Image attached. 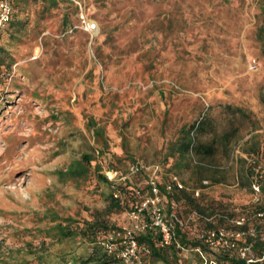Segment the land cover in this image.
I'll use <instances>...</instances> for the list:
<instances>
[{"label": "rangeland", "instance_id": "374dc122", "mask_svg": "<svg viewBox=\"0 0 264 264\" xmlns=\"http://www.w3.org/2000/svg\"><path fill=\"white\" fill-rule=\"evenodd\" d=\"M72 1L79 15L70 9L66 26L64 8L56 17L40 21L38 29L28 30L20 45L13 46L7 35L1 39L15 61L0 73V250L18 248L30 239L19 234L20 229L34 225L49 207L85 215L105 205L101 194L110 191L107 183L94 187L89 178L65 173L84 152L99 156L86 114L105 127L109 150L117 151L113 156L122 170L137 158L162 162L166 168L174 164L176 157L166 158L164 147L200 114L210 115L219 135L236 128L233 152L227 156L220 146L207 160L212 167L206 175L225 176V181L212 183L210 176L204 177L210 183L201 192L232 201L238 214L242 204H251L246 212L254 226L260 204L251 187L239 184L237 150L248 153L243 149L246 140L264 130L257 0H180L183 10L214 19L201 21L189 32L176 25L165 36L154 66L149 65L152 53H146L152 29L163 27L170 9L179 6L176 0H114L103 9L98 0ZM102 26L113 29L112 37L104 39ZM98 36L100 54L92 45ZM253 58L255 69L250 67ZM226 104L251 111L252 119L229 112ZM67 110L74 111L69 119ZM212 135L209 130L200 138L208 141ZM262 149L257 156L264 170V143ZM195 160L196 156L189 165L171 170L190 183ZM105 163L101 161L103 167ZM128 210L119 213L120 228L131 222ZM260 226L264 228V222ZM184 255L195 254L188 250Z\"/></svg>", "mask_w": 264, "mask_h": 264}, {"label": "trees", "instance_id": "16d2710c", "mask_svg": "<svg viewBox=\"0 0 264 264\" xmlns=\"http://www.w3.org/2000/svg\"><path fill=\"white\" fill-rule=\"evenodd\" d=\"M98 1L102 2L100 9H103L107 8L108 4H111L114 0ZM176 1L179 6L170 9V13L164 19L166 23L163 22V27L152 29L146 52L147 55L152 53L150 66L155 65L153 60L164 48L163 40L165 36L176 25L179 24L180 30L189 32L192 31L195 25L199 26L201 21L205 23L209 19H214V15L195 16L194 13L188 11L190 9L183 10L181 8L184 5L180 0ZM226 1L239 2L240 0ZM13 5L12 18L0 31V73L4 66L10 67L12 65L15 57L13 52H9L5 43L1 42L2 36L7 35L12 41L11 44L17 46L23 43L24 34L28 30L38 29L40 21L56 17L60 14L61 9H66L62 21L64 26L69 22L70 9H72L73 14L79 15V6L72 0H14ZM85 6L87 7L88 4L86 3ZM257 7V13L262 19V24L256 29V38L259 42L260 52L264 56V0H257ZM178 12H183L184 15L181 14L178 17L176 15ZM92 15H95V12H92ZM104 18L98 17L97 19L102 20ZM106 19L110 18L107 17ZM116 27H118V24ZM112 30V28L107 29L106 26H102L100 34L106 35L104 39L109 38L112 37ZM99 37L94 38L92 41V45L98 54L101 53L102 44L99 42ZM261 101L264 105V94L261 96ZM225 107L231 113H240L242 116L252 119L253 113L242 106L226 104ZM65 113L66 118L69 119L70 113L73 114L74 111L67 110ZM82 114L85 115V112L83 111ZM86 124L92 130L99 156H96L95 153L84 152L80 159L72 162L65 173L69 174L71 178H89L95 184L94 187H97L101 181L107 183L110 187L107 176L102 172L103 165L101 161L106 162L105 166L120 168L115 156H113V153L116 155L117 151L112 153L109 150L110 139L106 134V129L98 123L95 116L86 114ZM257 129L258 126L255 125L253 130ZM209 130L213 133L212 138L208 141L202 140L200 135ZM235 131L236 128L221 135L217 134L210 115L203 113L198 118L186 123L179 130L178 135L164 147L166 158L176 157L174 164L166 168L167 173L174 172L171 170L173 168L189 165L191 159L196 156L193 169L194 175L190 183L187 182L186 184L184 182L185 188L166 191L165 182L169 179V175L164 176L160 186L164 195L165 209L167 211L177 210L180 215H183V212L189 209L196 211L198 215L194 216L187 224L177 225V241L170 245H156L155 241L159 237V233L155 229L139 232L137 239L142 251L141 264H205L198 249L208 258L216 260V264H248L246 259L238 254L237 247H212L203 242L199 234L201 229L234 227L233 223V226L227 224L233 218L239 216H247L248 218L240 226L241 228L257 227L260 230V220L256 221L257 223L255 222L254 226L250 225V216L247 215L246 211H249L251 204H242L243 212L238 214L232 201H224L223 198L216 200L210 197L209 193L203 191L199 195H195L194 192L197 187L208 186L203 184L204 177L210 176L212 183L225 181V176L206 175V171L212 167V164L207 160L214 157L220 146L227 156L233 152L232 133ZM263 143L264 130L262 133L256 131L246 140L243 149L248 153L254 152L259 155L262 154ZM238 159L240 160L237 173L239 184L251 187L253 165L243 156L238 157ZM141 177L142 179L136 177L138 181L132 179L124 182L120 186L122 195L119 197L114 195L110 187V191L101 194L105 205L102 208L90 209L88 214L85 215L62 213L58 208L49 207L44 214L37 218L34 225L20 229L19 234L30 235V239H27L18 248L9 247L5 252L0 250V264H127L116 253H109L105 243L111 231L120 228L117 224L119 213L130 209L132 202L139 199L136 195V188L142 186L147 191L148 186L144 181L145 177L144 175ZM129 225H131V222ZM243 241L252 242L253 254L257 258L254 264H264V239L259 236H247L245 240H240L239 243H243ZM81 246H84V249L79 252L78 248ZM188 250L195 255L185 256L184 252Z\"/></svg>", "mask_w": 264, "mask_h": 264}, {"label": "built area", "instance_id": "2783aa9c", "mask_svg": "<svg viewBox=\"0 0 264 264\" xmlns=\"http://www.w3.org/2000/svg\"><path fill=\"white\" fill-rule=\"evenodd\" d=\"M14 0H0V31L9 23L12 18ZM250 67H257V60H250ZM239 154L253 166V175L251 180V189L254 194V200L260 205L255 209L254 216L261 223L264 222V170L258 162V156L254 152L243 153L239 149ZM103 173L107 176L108 182L116 197L122 195L121 185L132 180L133 177L144 175L147 191L142 186L136 188V195L139 199L132 202L131 208L128 210L131 218V225L123 226L119 229H113L106 241V248L109 253H116L127 264H141L142 251L139 246L137 234L144 230L155 229L159 233L156 239L157 246L170 245L176 242L177 225L187 224L194 216H197L196 211H191L187 216L180 215L177 210L167 211L163 204L164 195L160 183L166 174L169 179L165 182V190L185 188L184 181L176 172H166V166L162 162H146L142 159H137L128 164L125 170L116 167H103ZM209 180H203L204 185H209ZM202 187L194 189L195 195H199ZM247 216H239L232 219L234 227L230 228H207L200 231V237L206 244L215 248L237 247L238 254L245 258L248 264H254L257 258L253 254L252 242L239 243L240 240H245L247 236H259L264 239V228L260 230L257 227L241 228L247 221ZM179 245V244H178ZM198 249V248H197ZM205 264H216V260L208 258L200 249ZM263 258V257H262ZM259 258V259H262Z\"/></svg>", "mask_w": 264, "mask_h": 264}, {"label": "crops", "instance_id": "0c3cea01", "mask_svg": "<svg viewBox=\"0 0 264 264\" xmlns=\"http://www.w3.org/2000/svg\"><path fill=\"white\" fill-rule=\"evenodd\" d=\"M147 162V161H146Z\"/></svg>", "mask_w": 264, "mask_h": 264}]
</instances>
